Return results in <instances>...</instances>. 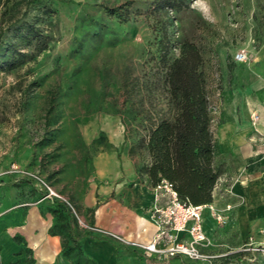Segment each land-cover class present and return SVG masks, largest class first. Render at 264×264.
Masks as SVG:
<instances>
[{"label":"rangeland","instance_id":"1","mask_svg":"<svg viewBox=\"0 0 264 264\" xmlns=\"http://www.w3.org/2000/svg\"><path fill=\"white\" fill-rule=\"evenodd\" d=\"M4 1L1 40L14 52L2 64L13 66L0 68V215L45 201L51 233L58 211L73 217L75 234L84 230L80 201L89 193L100 201L106 184L150 185L146 138L167 110L160 77L167 41L169 61L184 41L200 50L211 126L224 77L232 80L234 66L244 73L242 64L264 52V0H186L175 10L159 0ZM29 23L45 48L15 37ZM240 50L248 57L235 62ZM40 180L75 212L44 198Z\"/></svg>","mask_w":264,"mask_h":264},{"label":"crops","instance_id":"2","mask_svg":"<svg viewBox=\"0 0 264 264\" xmlns=\"http://www.w3.org/2000/svg\"><path fill=\"white\" fill-rule=\"evenodd\" d=\"M242 66L244 73L234 66L231 81L224 77L211 126L219 177L210 203L222 212L230 204L227 222L218 226L211 209L202 211L205 233L232 246H239L248 237L264 240V145L259 140L264 135V52ZM252 113L258 117L254 119ZM99 175L106 173L100 171ZM99 192L98 202L91 193L80 201L79 211L88 224L132 241L152 239L157 228L148 213V206L157 201L152 185L123 183L114 187L109 183ZM45 205L41 201L0 215V264H191L183 256L147 255L86 229L72 236L70 228L63 237L59 232L51 233L54 216ZM235 264H264V255Z\"/></svg>","mask_w":264,"mask_h":264},{"label":"trees","instance_id":"3","mask_svg":"<svg viewBox=\"0 0 264 264\" xmlns=\"http://www.w3.org/2000/svg\"><path fill=\"white\" fill-rule=\"evenodd\" d=\"M186 4V0L157 1L158 6L172 10ZM24 28V32L20 30L15 35L21 43L34 45L38 50L45 48V36L38 28L31 23L24 24ZM2 33L0 21V68L6 69L13 63L7 67L2 64L10 60L14 51L2 42ZM166 44L160 57L164 68L160 77L167 110L158 113L148 130L146 147L150 161L145 172L152 186L164 178L173 183L182 199L193 204L209 203L219 169L215 162L210 100L201 70L202 54L194 43L184 41L179 56L169 61L168 41ZM58 214L56 231L70 228L72 236L73 217L69 213L68 217L59 211Z\"/></svg>","mask_w":264,"mask_h":264},{"label":"built area","instance_id":"4","mask_svg":"<svg viewBox=\"0 0 264 264\" xmlns=\"http://www.w3.org/2000/svg\"><path fill=\"white\" fill-rule=\"evenodd\" d=\"M247 57L248 53L244 50L237 51L234 55V59L238 61H245ZM252 116L254 119L258 117L256 113H252ZM259 140L264 145V135ZM40 182L45 191L44 198L65 202L75 212L66 197L57 193L44 180ZM153 191L157 201L150 205L148 213L157 228L152 239L147 242L128 240L117 232L85 222L81 223L86 230L138 248L147 255L160 258L183 256L191 264H235L239 260L253 261L257 254L264 255V240L257 242L252 237H248L239 246H232L216 241L205 233L202 226L203 209L205 207L211 209L216 224L223 226L227 222L226 211L230 210V204L225 206V212L215 209L210 202L193 204L182 199L173 183L164 178L153 186Z\"/></svg>","mask_w":264,"mask_h":264}]
</instances>
